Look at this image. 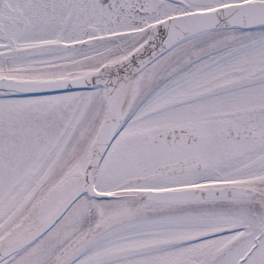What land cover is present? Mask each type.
<instances>
[{
	"label": "snow or ice",
	"instance_id": "6c2138e0",
	"mask_svg": "<svg viewBox=\"0 0 264 264\" xmlns=\"http://www.w3.org/2000/svg\"><path fill=\"white\" fill-rule=\"evenodd\" d=\"M0 264H264V0H0Z\"/></svg>",
	"mask_w": 264,
	"mask_h": 264
}]
</instances>
